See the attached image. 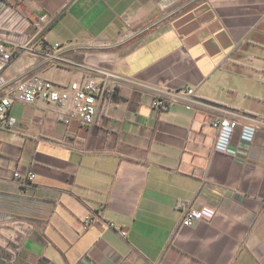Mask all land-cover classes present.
I'll list each match as a JSON object with an SVG mask.
<instances>
[{"label":"crops","instance_id":"obj_1","mask_svg":"<svg viewBox=\"0 0 264 264\" xmlns=\"http://www.w3.org/2000/svg\"><path fill=\"white\" fill-rule=\"evenodd\" d=\"M0 40L9 80L102 67L125 98L89 126L41 100L0 121V264H264V126L236 156L213 126L264 118V0H0Z\"/></svg>","mask_w":264,"mask_h":264},{"label":"built area","instance_id":"obj_2","mask_svg":"<svg viewBox=\"0 0 264 264\" xmlns=\"http://www.w3.org/2000/svg\"><path fill=\"white\" fill-rule=\"evenodd\" d=\"M44 20L34 22V25L42 27ZM60 47L55 43L53 49ZM14 48L6 41L0 40V121L12 126L16 120L10 116V111L16 103L33 104L39 100L57 104L60 107L58 118L68 122L78 119L89 126L96 122L106 92H115L116 80L120 75L114 71L91 66L88 74L62 84L53 81L42 74L33 73L17 80H9L5 70L14 58ZM53 55V54H52ZM194 88L181 90L159 91L154 100V105L164 107L169 101L183 100L193 102ZM213 126L216 129L214 150L217 152L236 156L239 146L251 145L260 127L264 126L263 117H251L243 119L239 116L230 115L227 111L218 116ZM239 129V142L233 144V138ZM14 176L22 184H28L35 178L34 173L22 174L14 172ZM183 225L192 226L197 221L205 220L204 211L196 208L193 204H184L182 207ZM123 236H127V230L121 229Z\"/></svg>","mask_w":264,"mask_h":264},{"label":"trees","instance_id":"obj_3","mask_svg":"<svg viewBox=\"0 0 264 264\" xmlns=\"http://www.w3.org/2000/svg\"><path fill=\"white\" fill-rule=\"evenodd\" d=\"M125 98L123 96L120 95V91L119 88H116L115 92H106L105 96H104V101L102 103V106L105 103L114 101V102H118L121 100H124Z\"/></svg>","mask_w":264,"mask_h":264}]
</instances>
